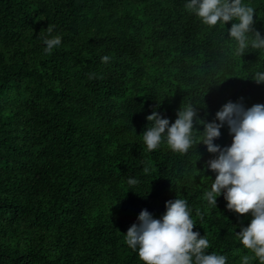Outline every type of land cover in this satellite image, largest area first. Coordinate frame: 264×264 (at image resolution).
I'll return each instance as SVG.
<instances>
[{
    "label": "trees",
    "instance_id": "obj_1",
    "mask_svg": "<svg viewBox=\"0 0 264 264\" xmlns=\"http://www.w3.org/2000/svg\"><path fill=\"white\" fill-rule=\"evenodd\" d=\"M187 3L0 0V264H141L128 228L142 210L161 219L175 198L208 239L205 254L259 264L236 235L252 217L227 210L223 194L216 207L204 199L215 155L199 144V121L185 154L143 143L154 110L171 126L187 105L211 123L228 102L264 104L253 80L264 49L237 55L232 22L206 26ZM242 3L264 38V0ZM57 35L45 54L44 39ZM231 141L224 125L214 144Z\"/></svg>",
    "mask_w": 264,
    "mask_h": 264
},
{
    "label": "clouds",
    "instance_id": "obj_2",
    "mask_svg": "<svg viewBox=\"0 0 264 264\" xmlns=\"http://www.w3.org/2000/svg\"><path fill=\"white\" fill-rule=\"evenodd\" d=\"M185 7L209 27L232 22L227 35L236 42L237 55L243 56L249 46L264 49V38L252 27L255 10L242 0H190ZM53 27L49 25L46 31L51 34ZM249 33H254L251 39ZM43 43L45 54H51L61 44V36L45 38ZM109 59L104 56L101 62L107 63ZM89 78H95V74ZM253 80L264 83V73H256ZM196 116L191 105L180 107L177 118L169 126V120L154 110L146 117L150 126L143 132V143L151 152L164 141L174 153L185 154L194 143V120L199 121L203 126L199 144L215 155L207 162V169L215 173V180L211 190L204 193V199L216 207L217 197L223 194L227 210L252 217L248 226L236 235L243 248L254 253L259 264H264V104L245 109L240 103L228 102L215 114L218 122L205 123ZM224 125L232 141L230 146L221 149L214 140L220 137ZM127 183L136 185L138 181L130 178ZM165 209L161 219H153L147 210H142L138 222L125 234L126 245L134 251L138 248L141 264H226L223 255L205 254L209 241L193 231L195 223L185 199L169 200ZM248 261V256L243 257V264Z\"/></svg>",
    "mask_w": 264,
    "mask_h": 264
}]
</instances>
